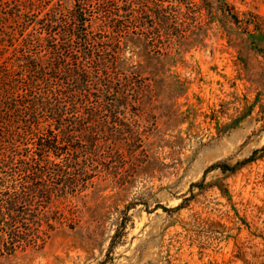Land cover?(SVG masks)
<instances>
[{
  "label": "rangeland",
  "instance_id": "rangeland-1",
  "mask_svg": "<svg viewBox=\"0 0 264 264\" xmlns=\"http://www.w3.org/2000/svg\"><path fill=\"white\" fill-rule=\"evenodd\" d=\"M144 4L127 125L84 188L0 232V264H264V0Z\"/></svg>",
  "mask_w": 264,
  "mask_h": 264
},
{
  "label": "trees",
  "instance_id": "trees-1",
  "mask_svg": "<svg viewBox=\"0 0 264 264\" xmlns=\"http://www.w3.org/2000/svg\"><path fill=\"white\" fill-rule=\"evenodd\" d=\"M66 1L0 0L4 235L30 231L25 217H45L51 203L86 186L98 142L127 125L129 92L141 89L123 51L129 39L144 37V0ZM174 8L161 4V16L170 19Z\"/></svg>",
  "mask_w": 264,
  "mask_h": 264
}]
</instances>
